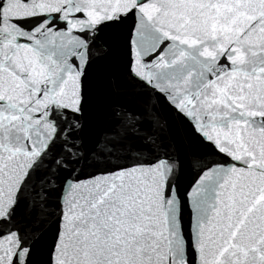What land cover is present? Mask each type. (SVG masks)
<instances>
[{
    "label": "snow or ice",
    "instance_id": "6c2138e0",
    "mask_svg": "<svg viewBox=\"0 0 264 264\" xmlns=\"http://www.w3.org/2000/svg\"><path fill=\"white\" fill-rule=\"evenodd\" d=\"M0 264H264V0H0Z\"/></svg>",
    "mask_w": 264,
    "mask_h": 264
}]
</instances>
